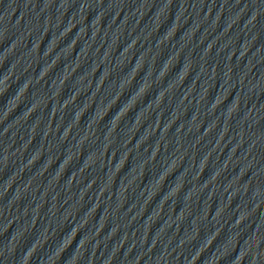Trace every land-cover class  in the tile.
<instances>
[{
    "label": "water",
    "instance_id": "obj_1",
    "mask_svg": "<svg viewBox=\"0 0 264 264\" xmlns=\"http://www.w3.org/2000/svg\"><path fill=\"white\" fill-rule=\"evenodd\" d=\"M0 128L264 264V0H0Z\"/></svg>",
    "mask_w": 264,
    "mask_h": 264
}]
</instances>
